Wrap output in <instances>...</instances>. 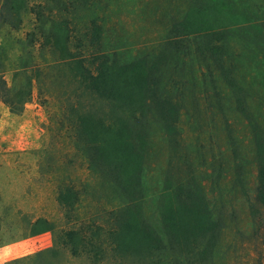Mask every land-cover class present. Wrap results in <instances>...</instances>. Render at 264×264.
I'll use <instances>...</instances> for the list:
<instances>
[{"label":"rangeland","instance_id":"rangeland-1","mask_svg":"<svg viewBox=\"0 0 264 264\" xmlns=\"http://www.w3.org/2000/svg\"><path fill=\"white\" fill-rule=\"evenodd\" d=\"M63 1L52 16L69 21L72 50L85 59L96 50L118 51L122 59H128L158 51L156 46L171 21L190 0ZM233 1L253 18L264 19V0ZM27 2L38 9V3L43 4L48 16L47 0ZM22 18L16 30L0 29V43L8 48V57L0 65L1 251L7 258H32L40 250L57 248L59 256L49 258L54 264H144L105 247L114 215L125 199L91 163L87 147L78 138L71 105L87 101L79 97L86 95L75 91L69 64L59 61L58 52L44 45L40 34L28 50L23 49L21 44L29 41L28 34L37 30L40 20L31 10ZM93 19L102 28L99 43L85 36ZM244 39L240 33H231L225 53L227 76L238 93L215 65L209 74L204 48L195 42L185 62L174 61L166 69L169 90L182 107L177 142L171 145L159 124L151 127L142 175L144 211L156 222L158 194L167 174L174 182L195 176L223 222L210 260L185 259L183 264H264V205L255 198L257 166L251 127L256 122L264 136V48ZM28 79L30 94L23 103L14 100L18 105L17 113L13 112L6 99L11 100L19 88L27 90ZM70 190L71 200L61 201V193ZM42 219L49 226L34 228ZM89 227L101 229L102 258L85 245L75 254L71 243H63L67 231L82 229L89 235ZM25 257L21 264H37Z\"/></svg>","mask_w":264,"mask_h":264},{"label":"trees","instance_id":"trees-1","mask_svg":"<svg viewBox=\"0 0 264 264\" xmlns=\"http://www.w3.org/2000/svg\"><path fill=\"white\" fill-rule=\"evenodd\" d=\"M63 3V0H47L49 14L46 16L41 3H38V9L29 7L27 0H0V29L9 26L16 30L24 12H35L40 24L37 30L28 34L29 41L21 44L22 48L28 50L35 37L43 35L44 45H51V50L58 52L59 61L69 64L75 91L78 95H86L79 97H85L87 102L71 105V111L77 117L78 138L87 147L91 163L106 174L125 199V204L114 215L115 224L108 230L105 247L144 264L210 260L223 227L222 216L195 176L174 182L171 174H167L158 194L156 222L144 211L142 175L151 127L159 124L169 143L174 146L177 142L182 107L179 97L168 87V64L185 62L195 42L198 48H204L203 61L210 67L209 74L212 75L215 68L211 70V66L215 65L236 92L237 85L228 78L225 64L228 37L231 33H240L251 46L258 43L264 48V19L253 18L245 8L236 7L233 0H190L180 16L167 26V34L156 46L158 51L122 59L118 51L96 50L90 59H85L68 44L71 33L67 18L52 16ZM92 22L85 36L92 43H99L102 28L95 19ZM7 53V46L0 43L2 66ZM30 83L28 79L27 90L19 88L11 100L6 99L14 106L11 111L17 113L15 99L17 103L26 100ZM236 98L242 104L240 96L236 95ZM251 127L257 166L255 198L264 205L263 130L256 122H252ZM71 196L70 190L61 193L60 199L66 203ZM46 224L49 226L42 219L34 228L38 225L46 228ZM89 231V235L83 234L82 229L67 231L63 243H71L75 254L85 245L96 257H101L105 252L100 241L101 229L89 227ZM59 252L57 248H46L32 258L24 257L37 264H54L49 260L50 254L58 257ZM24 257L9 259L5 264H21Z\"/></svg>","mask_w":264,"mask_h":264},{"label":"crops","instance_id":"crops-1","mask_svg":"<svg viewBox=\"0 0 264 264\" xmlns=\"http://www.w3.org/2000/svg\"><path fill=\"white\" fill-rule=\"evenodd\" d=\"M1 250H4V249L0 248V264H5L6 261H8L9 259H12V258L5 257V255H7V253H3L4 251L2 252ZM16 256H19V255H16ZM13 258H16V257L14 256Z\"/></svg>","mask_w":264,"mask_h":264}]
</instances>
